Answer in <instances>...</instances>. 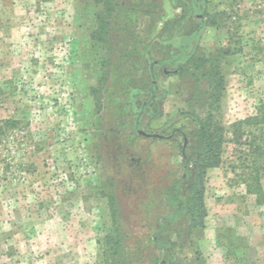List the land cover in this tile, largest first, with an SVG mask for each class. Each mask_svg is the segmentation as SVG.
<instances>
[{
    "label": "rangeland",
    "instance_id": "1",
    "mask_svg": "<svg viewBox=\"0 0 264 264\" xmlns=\"http://www.w3.org/2000/svg\"><path fill=\"white\" fill-rule=\"evenodd\" d=\"M200 2L198 13L190 0H0V264H162L167 196L195 160L192 113L212 115L221 142L206 215L159 239L171 264H264V174L248 191L233 136L264 102V0ZM175 35L193 40L184 50ZM215 60L214 93L203 74Z\"/></svg>",
    "mask_w": 264,
    "mask_h": 264
},
{
    "label": "trees",
    "instance_id": "2",
    "mask_svg": "<svg viewBox=\"0 0 264 264\" xmlns=\"http://www.w3.org/2000/svg\"><path fill=\"white\" fill-rule=\"evenodd\" d=\"M178 0H172V3H176ZM201 0H190V4L192 5L193 9L199 13L200 7H201ZM185 9H183L184 12ZM201 12V11H200ZM206 22L201 24V27L199 29L202 30V27L206 25H211V21L214 20V18L210 15L206 17ZM200 30V31H201ZM198 31V33L200 32ZM178 36H174V40L178 41ZM190 40H193V38H190V36H183V38L179 39L180 43L185 44L184 50L187 49L188 42ZM140 40H135L133 43L136 45H139ZM155 41V40H154ZM152 41V43H154ZM158 41V40H157ZM142 44L139 46L142 47ZM143 48V47H142ZM141 48L133 47L132 49H127L126 53L129 55V58H137L140 53L139 51ZM144 51H148L144 46ZM183 53V52H182ZM184 55L181 54L178 58L172 60L170 63L173 66H176L177 64H184L186 63V60L183 57ZM144 57V55H143ZM199 60V59H197ZM204 62V59H200L199 62ZM202 62V63H203ZM206 62V61H205ZM160 65L166 62H158ZM217 60L212 62V70L209 72L204 73L203 75L210 77V86L214 89V93L219 89L220 86H222V81L219 82V79H215L214 77L218 74L217 69L220 70L221 65ZM156 62L152 61L150 62V73L152 74V80L156 79L154 74V68ZM181 69V68H180ZM179 74H182V70H180ZM153 90H155L156 85L152 83ZM224 90V85L222 88V91ZM212 95V93H211ZM153 100V98H151ZM218 102V101H217ZM147 103V102H146ZM145 103V104H146ZM145 104L141 107V112H144L145 109L148 107L145 106ZM183 117L189 118L192 123L195 125V129L192 132L190 138L188 139L190 148L194 151V163L192 168H187V178L183 180L180 184H178L176 189L173 191V193L170 196H167V199L170 201V203H173L176 206V214L171 216L169 218V223L164 224L162 228H160L159 233L156 236V244L159 250L163 251V261H165L164 264H171V254L172 251V244L171 242L162 241L159 239L160 235L163 234L166 230H171L174 225V229L177 227V222L183 220L188 216L190 212H193L194 210H200L202 212V215L205 214V206H204V178L206 174V170L209 168H212L213 165H218V162H216L217 157L216 154H218L221 142L216 137V132L218 130V127L214 126V123L212 122L213 116L209 115L208 119L203 120L198 115L192 113V114H184ZM138 123V122H137ZM253 127L255 128L254 132L246 133L244 131L245 127ZM234 143L240 147V153H241V159L244 161L246 166H248L252 174L255 176L253 179V182H250L249 180H245L243 182L246 185V188L248 191H255L257 188L254 184L260 185L259 178L261 175L264 174V102H261L260 106L256 109V113L252 116H249L247 119H244L242 121H238L234 125ZM215 162V163H214ZM205 217V216H204ZM202 220V219H201ZM173 223V224H172ZM200 223V222H198ZM202 227H204L205 223L203 220Z\"/></svg>",
    "mask_w": 264,
    "mask_h": 264
},
{
    "label": "crops",
    "instance_id": "3",
    "mask_svg": "<svg viewBox=\"0 0 264 264\" xmlns=\"http://www.w3.org/2000/svg\"><path fill=\"white\" fill-rule=\"evenodd\" d=\"M206 225H207V224H206ZM243 225H244V224H243ZM245 227H246V226L244 225V228H245ZM251 230H252L251 228H248L249 233H250ZM223 233H224L225 238L223 239V237H222V240H220L218 246H219L220 248H223V249H224V251H225V255H224V257H223L222 259H224V260L227 262V259L232 258V255H231V256L229 255V248H230V246L232 245V242H230V236H229V234L226 233V232H223ZM250 239H251V237H248V240H250ZM223 242H224V244H223ZM249 259H250V258H249Z\"/></svg>",
    "mask_w": 264,
    "mask_h": 264
},
{
    "label": "water",
    "instance_id": "4",
    "mask_svg": "<svg viewBox=\"0 0 264 264\" xmlns=\"http://www.w3.org/2000/svg\"><path fill=\"white\" fill-rule=\"evenodd\" d=\"M153 83H154L155 85H157V82H156L155 79H154V82H153ZM148 104H149V102L146 103L145 106H147ZM138 132H139L142 136H144V137H146V138H148V139H168V138H166V137H164V136H161V135H157V134H148V133L142 131V130L140 129V127H139V129H138ZM187 143H188V140L186 139V141H185V147H186ZM164 263H165V261H163V264H164Z\"/></svg>",
    "mask_w": 264,
    "mask_h": 264
},
{
    "label": "flooded vegetation",
    "instance_id": "5",
    "mask_svg": "<svg viewBox=\"0 0 264 264\" xmlns=\"http://www.w3.org/2000/svg\"><path fill=\"white\" fill-rule=\"evenodd\" d=\"M187 138H185V141H186ZM188 140V139H187Z\"/></svg>",
    "mask_w": 264,
    "mask_h": 264
}]
</instances>
